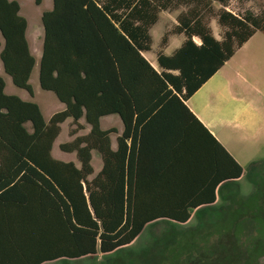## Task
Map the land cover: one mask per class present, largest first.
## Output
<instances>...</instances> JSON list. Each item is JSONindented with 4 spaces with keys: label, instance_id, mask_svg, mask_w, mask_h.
I'll use <instances>...</instances> for the list:
<instances>
[{
    "label": "trees",
    "instance_id": "trees-1",
    "mask_svg": "<svg viewBox=\"0 0 264 264\" xmlns=\"http://www.w3.org/2000/svg\"><path fill=\"white\" fill-rule=\"evenodd\" d=\"M228 2L52 0L41 16L38 84L64 110L46 122L36 103L7 95L0 77V264L109 256L160 221L172 225L165 264H264V161L248 166L255 189L241 197L242 168L185 104L264 34V13L237 16ZM19 10L16 0H0V63L12 86L32 97L36 60ZM173 11L176 23L155 52L157 72L141 53L151 50L160 14ZM169 35L184 41L166 55ZM111 115L122 124L115 150L117 129L100 127ZM67 119L74 138L58 149L74 153L79 168L51 155ZM85 126L89 132L75 136ZM92 152L102 163L95 175ZM216 194L223 206L213 205ZM194 211L196 224L182 227Z\"/></svg>",
    "mask_w": 264,
    "mask_h": 264
},
{
    "label": "crops",
    "instance_id": "crops-1",
    "mask_svg": "<svg viewBox=\"0 0 264 264\" xmlns=\"http://www.w3.org/2000/svg\"><path fill=\"white\" fill-rule=\"evenodd\" d=\"M16 1L18 2V0ZM44 1H46L47 6L44 7L40 13V25H36L33 28H30L29 22L26 17H23L21 15V6L18 2L20 8L19 15L25 18L27 21L26 39L28 42V46L31 54L36 60V65L29 79L31 87L32 84L30 81L34 75L35 68H37L36 77L38 83V62L41 57L43 41V27L41 24V16L44 12L50 11L52 9V0H40V4L36 6H42ZM30 31H32V38L34 39V42L36 44L35 52L32 51L30 45ZM172 43L175 44L171 46ZM181 43V35H174L170 37L168 39V44L164 49V53L168 55V50L174 51L175 49H177L175 47ZM173 51L171 52L173 53ZM141 55L157 72H159V68L156 62V56L152 47L149 52H143L141 53ZM4 76L7 77L4 74L0 63V77H2V79L4 80L6 87V79ZM32 90V97L28 96L26 92L18 90L24 92L27 95L28 99L17 95L13 90H11L10 93L6 94L18 96L23 101L36 103L35 89L32 87ZM39 90L41 92H45L42 91L40 87ZM59 104L61 106L57 109L56 112L64 110V106L61 103ZM185 104L188 109L194 114V116L201 122V124L209 131V133L220 143V145L225 149L230 157L242 168V175L236 182L240 192H243L241 189V184L247 178L246 174L248 166L254 162L264 160V34L259 32L255 33L241 48H239L234 53V55L220 68V70H218L204 85L200 87V89H198V91H196V93H194L185 102ZM56 112L51 113L50 117ZM115 117L119 119L116 115L101 118L100 127L101 122H103L104 119H114ZM49 118L47 120L44 118V120L47 122ZM68 120L70 119H67L66 121ZM66 121L60 126L61 130ZM82 121L83 120H80L79 123L84 126V121ZM86 128L88 129L86 133L78 134L80 132L79 131L75 136L87 134L89 132V128L85 126V129ZM101 128L103 130H106V128ZM117 131L118 133L116 135L110 136L112 150L116 149V137L117 135L121 134L122 127L121 130L117 129ZM55 142L53 147L55 146ZM63 154L68 155L69 157L71 155L75 156L74 153ZM91 157L92 165L94 158L98 156L94 152H92ZM54 159L64 163L72 162L77 168H79V163L76 160V157L73 159L70 158L68 160H61L57 158ZM101 165L102 163L100 160V167L97 170L92 166L94 175L100 171ZM250 188L251 187L249 186V189ZM217 202L218 195L216 194V201L213 205L217 204ZM195 211L192 213L190 219L182 225V227L188 228L196 224V219L194 218ZM193 220L194 222H192Z\"/></svg>",
    "mask_w": 264,
    "mask_h": 264
},
{
    "label": "rangeland",
    "instance_id": "rangeland-1",
    "mask_svg": "<svg viewBox=\"0 0 264 264\" xmlns=\"http://www.w3.org/2000/svg\"><path fill=\"white\" fill-rule=\"evenodd\" d=\"M21 6V15L26 17L29 22L30 28H33L36 25H40V13L44 7L47 6L46 1L42 4V6L38 7L35 5L34 0H18ZM216 8H220L218 4H215ZM226 9L237 16H244L245 13H250L252 15H260L264 13V0H229L227 3ZM179 11L173 12H164L161 13L158 22L150 29V35L152 38L151 47L155 52L159 49L161 38L167 34L175 25L176 16ZM210 28L212 30L213 35L220 39L221 30L218 28L216 22L211 20L209 22ZM172 36H168V39ZM182 42L184 41V37L181 35ZM29 40L31 49L35 52L36 44L34 39L32 38V31L29 32ZM178 40V39H177ZM179 41V40H178ZM194 41L199 44L197 39ZM175 43H172L173 46ZM178 44L175 48H178ZM174 48V49H175ZM173 51V50H171ZM170 50L167 51V54L170 55L172 52ZM37 68L34 70V75L31 79L32 87L35 89V102L39 105L43 117L47 120L51 113L56 112L57 109L61 106L54 95L52 93L41 92L37 83ZM5 77V76H4ZM6 79V87L5 93H10L11 90L15 91L17 95L28 99L27 95L13 88L9 78ZM83 122V121H82ZM101 127L103 128H117L121 130V123L119 119L116 117L114 119H104L101 122ZM29 128V126H27ZM73 129L71 121L68 120L63 125L61 133L55 142V146L52 149L53 158L68 160L70 158H75L74 155L70 157L60 152L58 146L62 143L70 142L73 138L69 136V132ZM88 131L86 128L84 131H80L78 134H84ZM114 138V136H113ZM262 160L261 162H263ZM92 166L97 170L100 167V159L95 157L92 163ZM261 170V169H260ZM259 171V170H258ZM256 180L254 171H251V174L243 181L241 184V189L243 192H240L239 188L237 189L239 195L241 197H246L254 192L253 181ZM249 183H247V182ZM251 184V185H249ZM249 186L251 187L249 189ZM249 189V190H248ZM251 190V191H250ZM225 203L220 200L217 206H223ZM194 222V220L192 221ZM169 224H166L165 221L152 223L147 225L141 235L134 241V243L123 250L122 252H118L116 254H112L109 256L97 255L93 259H80L69 261V264H165L163 259L160 257L163 253L167 252L165 248L166 243L171 239L172 232L170 230ZM176 226V225H174ZM178 229L182 227L176 226ZM169 239V240H168ZM160 262V263H159ZM48 264H60V262H52ZM186 264H189L188 262Z\"/></svg>",
    "mask_w": 264,
    "mask_h": 264
}]
</instances>
